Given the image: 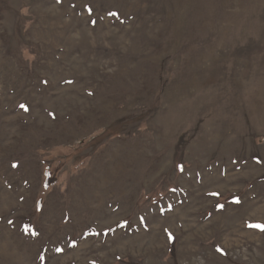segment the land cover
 Listing matches in <instances>:
<instances>
[{"label":"rangeland","instance_id":"rangeland-1","mask_svg":"<svg viewBox=\"0 0 264 264\" xmlns=\"http://www.w3.org/2000/svg\"><path fill=\"white\" fill-rule=\"evenodd\" d=\"M252 225L264 0H0V264H264Z\"/></svg>","mask_w":264,"mask_h":264},{"label":"snow or ice","instance_id":"snow-or-ice-1","mask_svg":"<svg viewBox=\"0 0 264 264\" xmlns=\"http://www.w3.org/2000/svg\"><path fill=\"white\" fill-rule=\"evenodd\" d=\"M22 107H24V106L22 105ZM252 226L257 227V228H261L262 230H264V225H252Z\"/></svg>","mask_w":264,"mask_h":264},{"label":"trees","instance_id":"trees-1","mask_svg":"<svg viewBox=\"0 0 264 264\" xmlns=\"http://www.w3.org/2000/svg\"><path fill=\"white\" fill-rule=\"evenodd\" d=\"M52 180V179H51ZM49 182H50V179H48V181H47V184H49ZM51 183V182H50Z\"/></svg>","mask_w":264,"mask_h":264}]
</instances>
